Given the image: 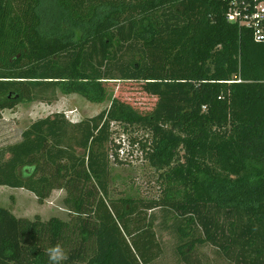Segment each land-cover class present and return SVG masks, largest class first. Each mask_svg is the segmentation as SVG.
Wrapping results in <instances>:
<instances>
[{"label": "trees", "instance_id": "trees-1", "mask_svg": "<svg viewBox=\"0 0 264 264\" xmlns=\"http://www.w3.org/2000/svg\"><path fill=\"white\" fill-rule=\"evenodd\" d=\"M227 13L224 0H0V115L58 94L109 103L78 123L40 119L0 149V187L40 204L62 190L69 216L0 208V264H152L161 251L141 213L159 208L185 221L183 264H201L204 245L264 264V42ZM125 82L154 99L149 112L107 90ZM112 124L147 133L133 141L162 198H110Z\"/></svg>", "mask_w": 264, "mask_h": 264}, {"label": "rangeland", "instance_id": "rangeland-1", "mask_svg": "<svg viewBox=\"0 0 264 264\" xmlns=\"http://www.w3.org/2000/svg\"><path fill=\"white\" fill-rule=\"evenodd\" d=\"M107 90L114 92V96L131 104L141 113L149 112L154 107V99L145 95L136 83H108ZM57 101L51 105L32 103L18 105L12 110H4L0 115V149L21 142V134L32 123L58 112L69 116L73 122H81L98 115L109 107V103L94 104L82 97L72 94L57 95ZM70 122V121H69ZM112 144H108L110 156L109 164V196L111 199L132 198L134 200H157L163 196V186L159 180L160 172L150 166L140 145L133 140L146 139L147 133L139 128H124L112 124ZM120 140V141H119ZM119 141V143H118ZM133 142V144H131ZM118 145L123 147V156L118 157ZM117 146V147H116ZM116 147V148H114ZM80 154L81 152L78 151ZM8 155L5 156V160ZM63 194L65 195L64 191ZM52 195V194H51ZM50 195V196H51ZM38 203L35 197L24 190L2 189L0 191V208H5L24 215V219L32 220L39 216L41 220L52 217L64 221L69 219L68 211L60 199L50 198ZM14 211V212H13ZM143 224L151 223L155 240L160 247V257L152 264H183L178 253L180 232L179 227L185 226L184 219L169 210L155 209L142 211ZM20 217V216H17ZM188 251V249H184ZM195 255L201 264H228L218 251L209 246H196Z\"/></svg>", "mask_w": 264, "mask_h": 264}, {"label": "built area", "instance_id": "built-area-1", "mask_svg": "<svg viewBox=\"0 0 264 264\" xmlns=\"http://www.w3.org/2000/svg\"><path fill=\"white\" fill-rule=\"evenodd\" d=\"M224 1L228 4L227 21L251 30L255 43L264 42V0ZM118 146V157L123 156V147Z\"/></svg>", "mask_w": 264, "mask_h": 264}, {"label": "crops", "instance_id": "crops-1", "mask_svg": "<svg viewBox=\"0 0 264 264\" xmlns=\"http://www.w3.org/2000/svg\"><path fill=\"white\" fill-rule=\"evenodd\" d=\"M53 114H58V112H55V113H51V115H53ZM66 119L68 120V121H70L71 123H78V122H73L72 120H71V118H69V116H66ZM4 188H6V189H10V188H7V187H0V191H2V189H4ZM10 190H23V189H10ZM25 191V190H24ZM29 193V192H28ZM31 194V193H30ZM52 195L50 196V198H55V199H60V201H62L63 200V198H64V194H63V191L62 190H54L52 193H51ZM33 195V194H32ZM34 196V195H33ZM35 197V196H34ZM36 199V198H35ZM37 201V200H36ZM14 212V211H13ZM15 217H17V216H20V217H17V218H22V217H24V215H17L15 212L14 213H12Z\"/></svg>", "mask_w": 264, "mask_h": 264}, {"label": "clouds", "instance_id": "clouds-1", "mask_svg": "<svg viewBox=\"0 0 264 264\" xmlns=\"http://www.w3.org/2000/svg\"><path fill=\"white\" fill-rule=\"evenodd\" d=\"M51 251V259L53 261H58L59 259H61V255H60V250L57 248V249H53V250H50Z\"/></svg>", "mask_w": 264, "mask_h": 264}]
</instances>
